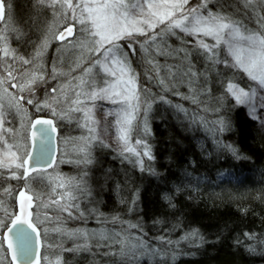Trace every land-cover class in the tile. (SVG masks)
<instances>
[{
  "label": "trees",
  "instance_id": "16d2710c",
  "mask_svg": "<svg viewBox=\"0 0 264 264\" xmlns=\"http://www.w3.org/2000/svg\"><path fill=\"white\" fill-rule=\"evenodd\" d=\"M7 3L23 43L42 36L51 16L47 5L38 0ZM210 6L264 32V0L247 7L243 0H212ZM166 37L172 48L184 46L177 48L179 56L158 54L165 74L159 65H151L150 76L138 53L131 58L141 97L151 102L147 125L152 159L140 166L106 146L97 147L83 172L89 197L84 206L105 216L130 218L152 245L149 254L119 264H261L264 132L227 91L229 82L249 86L247 75L223 63L222 51L205 54L191 44L190 36ZM159 74L165 75L166 88L157 96L160 89L151 78L158 82ZM4 182L0 176V185ZM22 184L17 180L15 188ZM12 205L16 210L14 200Z\"/></svg>",
  "mask_w": 264,
  "mask_h": 264
},
{
  "label": "rangeland",
  "instance_id": "374dc122",
  "mask_svg": "<svg viewBox=\"0 0 264 264\" xmlns=\"http://www.w3.org/2000/svg\"><path fill=\"white\" fill-rule=\"evenodd\" d=\"M211 1L188 0L182 11L185 15L190 9H197V14L203 15H207L209 12L222 14L210 6ZM38 2L48 6L51 16L48 25L41 32L42 36L34 39L31 43H23L20 36L22 32L18 31L10 12L4 21H0V36L4 37L3 40H0V78H4V83L0 86V104H3L5 116V123L3 128H0V134L9 144L19 145V148H13V151L23 157L32 147L29 132L33 110L37 109V105H40L39 109L50 112L57 122L59 129L57 162L50 170H39L32 175L27 183L23 182V186L32 193L34 199L30 220L40 228L41 232L40 264H58V262L59 264H77L80 260L86 264H119L121 263L119 260L122 259L135 261L143 255L149 254L152 251V245L148 244L139 232L137 233L134 222L130 218L123 220L121 216H105L99 211H93V209L84 206L85 200L87 201L89 198L87 197L88 186H86L83 174L84 169L92 163L94 150L103 146L110 148L117 156L129 163L140 166L149 163V158L143 155L144 146L137 144L136 141H144L147 150L150 151L147 113L151 102H144V98L141 97L143 95L142 86L139 84L137 70L131 63L132 55L138 53L136 57L141 61L140 64L144 67L146 74L151 76L149 73L151 65H159L160 70L165 71L158 54L173 57L181 55V51L177 48L183 49L184 45L172 48V44L166 37L169 33L184 37L190 36L191 44L196 49H201L202 52L205 50L199 47L200 41L212 46L216 44V40L202 34L190 35L179 28H172L169 31L168 21L161 24L157 17H149L147 11L140 14L139 9L135 13L129 9L130 21L138 22L135 27L143 28L147 33V35H143L134 32L131 37L125 36L115 42L127 57L135 74L138 101L133 100L132 104L135 107L127 109L131 115L127 146L135 148L136 152L141 154L137 157L134 153L123 151L125 145L118 139L117 116L107 115L109 112H119L123 116V107L113 104L107 99L92 101L84 95L76 96V92L89 93L93 89L99 91L101 88L117 83L116 79L103 73V66L107 62L103 55H98L95 52L97 45L93 37L85 30L87 25L79 23V20L84 18L81 15V9H76V19L73 20L70 10L62 9L59 5L51 6V0H43V2L38 0ZM77 2L78 0H72L73 4ZM83 2L91 4L92 0H83ZM125 2L130 4L135 3L136 0H125ZM155 2L158 3L160 0H155ZM201 5L205 6L201 7ZM153 11L163 15L167 10L160 8L153 9ZM174 18L180 19V12H176ZM146 19H150L154 28H148L142 23ZM70 23L77 24L76 36L73 39L59 42L55 37L66 24ZM240 24L242 30L246 28L250 33L264 34L260 30ZM128 30L132 29L128 28ZM153 37L155 39H151ZM45 42L46 46L41 47ZM105 47H108L106 43ZM5 48L9 50V56L4 55ZM132 49L135 51L133 52ZM100 51L103 52V48ZM215 51H222L224 60L228 61V64H234L233 58L228 53L227 45L221 43L214 49V53H216ZM38 52L39 55H37ZM20 58L28 59L32 63L23 65ZM96 60L100 61L99 65L95 64ZM9 66L17 70L13 72V75L17 77L16 80L7 78L6 72L9 70ZM234 67L241 70L237 66ZM85 68H90L91 71L86 73ZM166 72L167 69L164 74ZM26 74L43 75L44 80L33 85L31 91L27 88L21 91L19 87H10V83H24ZM158 76V82L151 79L154 85L159 86L160 90L157 96H160L166 86L160 84L159 81L164 80L165 75L159 74ZM127 78V76L124 77L125 80ZM247 78L249 86L232 84L250 93H255L252 101L255 110L249 105H245V107L249 114L257 118L264 132V85H261L258 80H252L248 75ZM82 81L83 83H81ZM123 87L124 85L120 84L114 91L119 92ZM53 88L57 89L56 93L51 92ZM12 96H22L24 99L19 100L17 106L15 102L9 103ZM114 98L120 99L118 96ZM29 99L33 101L32 104L27 103ZM77 100L84 101V103H73ZM45 103L50 106L44 107ZM76 108H81L82 111H75ZM88 110H90L89 117H86L85 112ZM9 129L11 131H5ZM89 129H95V131L90 132ZM140 160L143 161L142 165ZM6 162L8 161L6 160ZM19 162L21 161H17V163ZM16 171L22 173L23 169ZM0 176L5 179V182L0 185V219L8 221L17 214L12 201L14 200L16 204L15 198L19 187L15 188L17 179L11 178V170L8 168H0ZM5 189L8 191L5 192ZM57 208L64 210L56 212L51 210ZM4 230L0 229V264H13L4 244ZM111 257L115 258V262H111L112 260L109 259Z\"/></svg>",
  "mask_w": 264,
  "mask_h": 264
},
{
  "label": "snow or ice",
  "instance_id": "6c2138e0",
  "mask_svg": "<svg viewBox=\"0 0 264 264\" xmlns=\"http://www.w3.org/2000/svg\"><path fill=\"white\" fill-rule=\"evenodd\" d=\"M43 2V0H41ZM188 3V0H160V2H155V0H136L135 3H126L125 0H92L91 4L83 2V0H78L76 4L72 3V0H51V6L55 7L59 5L62 9L66 8L72 12L73 20L76 19V9H81V15L84 17L79 20V23L82 25H87L86 31L93 37L97 48L95 52L98 55H103L105 61L107 62L103 66V73L106 76H110L116 79L117 83L111 85L110 87H104L96 91L93 89L89 93L76 92V96L81 95L86 96L89 100L95 101L96 99H107L111 103L120 105L124 109V115L121 116L119 112H109L108 116L116 115V125L118 126L119 136L118 139L122 141L125 145L123 151L134 153L137 157L141 154L136 152L135 148L129 147L128 145V131L131 124V115L127 112L128 108H134L132 104L133 100L138 101V96H136L135 89V74L133 73L127 57L121 52L119 46L115 43L117 40L122 39L125 36L131 37L134 32L147 35L143 28L135 27L136 21H130L129 16L131 10L132 13H135L137 9L140 10V14H144L147 11L149 17H157L159 23L163 24L165 21H168V30L172 28H179L181 31L186 32L190 35H200L211 36L216 40V44L209 46L207 43L200 41L199 47L205 50V54L214 53V49L221 43L227 45V50L229 55L233 58L234 64L232 66H237L252 79L258 80L261 85H264V34L250 33L248 29L244 28L242 30V25L231 19L226 14H213L209 12L207 15L197 14V9H190L188 14H184L182 9L184 5ZM245 6H250L253 4V0H243ZM205 5H201L204 7ZM11 5L7 3V0H0V21H4L6 15L10 12ZM164 8L167 11L161 15L160 13L153 11V9ZM124 9V11H121ZM176 12H180L181 18L175 19L174 16ZM86 14V15H85ZM148 28H154V25L151 24L150 19L142 21ZM128 28L132 30L129 31ZM73 31L72 26H66L65 32L71 34ZM65 32H60L56 39L63 40L65 38ZM4 37L0 36V40H3ZM151 39H155L154 37ZM105 43L108 47H105ZM46 46V42L41 45V47ZM131 48V45H129ZM103 48V52L100 49ZM134 52L135 49H132ZM4 55L9 56V50L4 49ZM39 55V52L37 53ZM211 59L212 56H209ZM23 65H29L32 61L28 59L20 58ZM151 64V61H149ZM223 63L228 64V61H223ZM96 65L100 64L99 60L95 61ZM111 65V66H108ZM17 71L16 69L9 66V70L6 72L7 78L10 80H16L17 77L13 75V72ZM84 71L90 72V68H85ZM128 77L126 80L124 77ZM44 76L35 74H26L24 83L16 84L10 83V87L17 88L21 91L27 88L32 90V86L35 85L38 81H43ZM161 84L164 83L163 80L159 81ZM4 83V78H0V86ZM83 83V81L81 82ZM120 84H123L124 87L121 88V91L116 92L114 89ZM7 91V90H5ZM227 91L235 98L236 102L241 105H249L255 110V106L252 104V101L255 97V93H250L245 91L242 88H238L232 83H228ZM52 93H56L57 89H51ZM120 97V99H115L114 97ZM24 97H15L12 96L9 100V103H16L18 106V101L23 100ZM28 104H32L31 99L27 100ZM73 103L83 104L84 101H74ZM44 107H49L50 105L45 103ZM40 105H37L39 110ZM75 111H82L81 108L74 109ZM90 110L85 112V116L89 117ZM5 123V116L3 112V104H0V128H3ZM51 120H40L37 119L32 123L31 128L34 129L36 125H51ZM95 123V121H93ZM222 129L224 122H220ZM95 131V129H89ZM5 131H11L5 130ZM42 133H46V129L41 128ZM36 132L31 131L30 139L35 138ZM137 144L143 145L145 151L143 155L152 159L150 151L147 150V145L144 141L137 140ZM0 168H8L11 170V178L17 180L27 181L32 177L34 173H37L38 168L36 166L27 167L29 164V159L32 158L31 153L28 152L25 156L18 155L16 151H13V148H19L17 144H9L5 137L0 134ZM43 153L41 154V158ZM6 160L8 162H6ZM17 161H21L17 163ZM90 162V161H86ZM141 165L143 161H139ZM23 169L22 173H18L16 170ZM63 187V185H60ZM5 192L8 189L4 190ZM21 197L24 196V193L21 192ZM30 201L32 197H27ZM55 203V201H54ZM67 211V209H65ZM21 212L23 213V206H21ZM11 224V227H9ZM27 225V228L25 227ZM28 228H31L35 231L34 225H32L28 220L23 218V215H16L11 217L8 221L0 219V229H6L8 232H15L17 240L19 241L18 246L13 249V244L9 240L8 248L13 249L12 251V260L15 261L18 256H23L26 259L30 260V245L29 241L31 239V233L28 231ZM59 264V262H58Z\"/></svg>",
  "mask_w": 264,
  "mask_h": 264
},
{
  "label": "water",
  "instance_id": "95a60500",
  "mask_svg": "<svg viewBox=\"0 0 264 264\" xmlns=\"http://www.w3.org/2000/svg\"><path fill=\"white\" fill-rule=\"evenodd\" d=\"M66 26H72L73 31L71 34H68L65 32ZM60 32H65V38L63 40H66V38H72L76 34V25L75 24H69L66 25ZM59 32V33H60ZM59 33L57 35H59ZM59 40V39H58ZM62 41V40H60ZM37 119L40 120H51V125H36L34 129H30L31 131L36 132V136L33 139H31V149L30 153L32 158L29 159V164L27 167L36 166L39 169L42 170H50L54 166V164L57 162L58 159V153H59V145L57 144V139L59 135V130L54 122V119L49 115H38L34 121ZM41 128L46 129V133H42L40 130ZM29 133V134H30ZM43 153V157L41 158V154ZM21 192L24 193V196L21 197ZM27 197H32V199L29 201ZM17 200V211L18 213L16 215H23V218L28 220L32 225L35 227V231H33L31 228H28V231L31 233V239L29 241L30 245V256L31 259L28 260L23 256H18L15 261L12 260V251L18 246L19 241L17 240V237L15 235V232H8L6 229L4 230L3 238H4V244L6 245V248L8 250V255L10 256V259L13 264H40L41 262V232L37 225H35L30 220V214L32 212V207L34 203L33 195L30 191H28L25 187H21L16 195ZM21 206H23V213L21 212ZM15 215V216H16ZM9 227H11V224H9ZM27 228V225H25ZM9 240H11L13 244V249L8 248Z\"/></svg>",
  "mask_w": 264,
  "mask_h": 264
},
{
  "label": "flooded vegetation",
  "instance_id": "af4514ba",
  "mask_svg": "<svg viewBox=\"0 0 264 264\" xmlns=\"http://www.w3.org/2000/svg\"><path fill=\"white\" fill-rule=\"evenodd\" d=\"M66 40H69V39H66ZM66 40H64V41H66ZM64 41H59V42H64ZM36 115H40V114H36ZM33 117H35V113H33Z\"/></svg>",
  "mask_w": 264,
  "mask_h": 264
}]
</instances>
